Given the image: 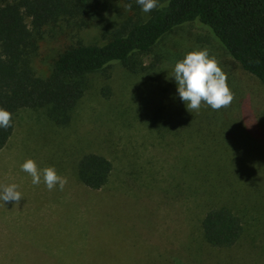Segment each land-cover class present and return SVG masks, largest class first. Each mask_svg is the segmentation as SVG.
<instances>
[{
    "label": "rangeland",
    "instance_id": "374dc122",
    "mask_svg": "<svg viewBox=\"0 0 264 264\" xmlns=\"http://www.w3.org/2000/svg\"><path fill=\"white\" fill-rule=\"evenodd\" d=\"M128 14L107 8L91 26L48 30L35 62L38 74L46 76L52 57L75 41L104 43ZM204 48L227 74L234 99L220 110L202 103L190 112L179 97L174 66ZM159 54L164 61L148 72ZM142 59L145 70L137 74L116 65L88 76L68 128L40 112L20 114L0 152V185L15 183L22 195L18 204L0 201V264H263L253 254L261 240L213 248L200 224L208 211L226 204L255 230L264 225V86L195 24ZM156 108L174 135L160 138L148 126ZM184 114L189 129L181 122ZM90 152L113 165L100 191L77 179V161ZM28 158L40 169L55 167L67 178L64 189L48 190L43 180L33 185L21 169ZM180 177L191 182L185 192L172 190ZM166 191L180 198L170 202Z\"/></svg>",
    "mask_w": 264,
    "mask_h": 264
},
{
    "label": "trees",
    "instance_id": "16d2710c",
    "mask_svg": "<svg viewBox=\"0 0 264 264\" xmlns=\"http://www.w3.org/2000/svg\"><path fill=\"white\" fill-rule=\"evenodd\" d=\"M107 8L129 14L104 43L75 41L52 57L46 76L38 74L35 62L48 30H61L63 24L91 26ZM193 24L209 32L240 70L264 86V0H158V7L148 13L136 0H0V107L12 113L11 126L0 128V152L12 138L21 113L40 112L54 126L68 128L87 91L88 76L116 65L131 74L144 71L143 55ZM163 58L159 54L147 71H157ZM187 118L184 114L181 122L189 129ZM146 122L160 138L172 133L159 108ZM112 171L111 161L98 153L83 154L76 164L78 181L93 192L108 185ZM180 178L178 184L174 178L172 190L185 192L191 182ZM177 197L168 196L170 202ZM242 217L226 204L211 209L201 219L204 242L213 248L234 249L243 239L252 244L259 239L263 246L253 254L264 264V225L255 230Z\"/></svg>",
    "mask_w": 264,
    "mask_h": 264
},
{
    "label": "clouds",
    "instance_id": "9594fccd",
    "mask_svg": "<svg viewBox=\"0 0 264 264\" xmlns=\"http://www.w3.org/2000/svg\"><path fill=\"white\" fill-rule=\"evenodd\" d=\"M145 13L158 7V0H136ZM131 8V5L128 6ZM180 99L185 102L187 109L199 110L202 103L213 110H220L230 106L234 93L227 83V74L222 70L219 61L209 50L197 49L188 52L183 59L176 62L174 75ZM12 113L0 107V128L11 126ZM21 169L32 178L33 185H39L43 180L48 190L59 185L63 190L67 178L57 173L53 166L38 168L34 159L28 158L21 165ZM15 183L0 185V201L20 202L22 195Z\"/></svg>",
    "mask_w": 264,
    "mask_h": 264
}]
</instances>
